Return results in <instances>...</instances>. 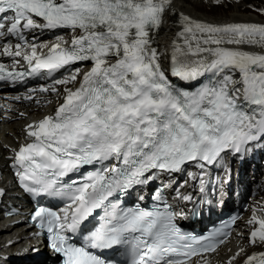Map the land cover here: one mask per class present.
<instances>
[{
	"label": "snow or ice",
	"instance_id": "snow-or-ice-1",
	"mask_svg": "<svg viewBox=\"0 0 264 264\" xmlns=\"http://www.w3.org/2000/svg\"><path fill=\"white\" fill-rule=\"evenodd\" d=\"M173 16L179 30L170 52H162L157 36ZM60 29L71 32L70 44L62 35L51 44L28 38ZM0 40V55L13 58L11 70L0 63V81L46 74L52 83L38 91L62 100L53 114L26 125L29 142L11 158L25 193L68 201L59 210L36 207L31 215L62 264H113L96 250L121 245L130 247L127 264H189L192 257L210 264L204 254L224 243L235 217L198 237L181 230L177 218L184 214L172 211L159 190L155 199L163 206L152 210L122 208L115 197L189 162L201 169L203 183L206 165L264 142V23L208 22L179 11L174 0H0ZM17 58L26 70H16ZM85 63L86 71L75 67L54 78ZM57 85L65 86L62 92ZM85 166L94 170L65 180ZM178 198L193 199L179 191ZM101 208L98 225L75 240ZM259 212L247 221L248 246L261 250L241 248L228 264L241 255L243 264H264V206Z\"/></svg>",
	"mask_w": 264,
	"mask_h": 264
},
{
	"label": "bare ground",
	"instance_id": "bare-ground-1",
	"mask_svg": "<svg viewBox=\"0 0 264 264\" xmlns=\"http://www.w3.org/2000/svg\"><path fill=\"white\" fill-rule=\"evenodd\" d=\"M199 1L200 0H174V3L179 11H183L194 18L205 20L212 23L222 24L223 22L229 23L232 21L243 22V23L251 22V21H263L257 19L255 16L249 17L246 14H238L237 8L242 7L241 5H236L235 6L236 8L233 9L232 13L229 14L227 17H208L200 14L197 11V8L201 6ZM202 1L207 2L208 0L206 1L202 0ZM224 3H227V0H224ZM175 20H176L175 16L170 17L157 36L159 50L162 52L163 51L170 52L169 45L171 44L172 39L175 36V33L179 30V26L174 23ZM60 35H62L65 40L71 38V32L62 33ZM33 36L38 37V39L36 40L38 44L39 43L51 44L54 43L53 41H55V37L57 35L50 32L39 31L38 33H34L30 35L31 38H33ZM256 49L259 48L257 47ZM40 51L42 50L38 48V52ZM17 59H19L21 62L22 58H17ZM2 61L9 65L13 64V58L8 56H4L2 58ZM167 63H168L167 60H165L164 61L165 67H167ZM68 74L69 73L65 75ZM65 75L57 79H61ZM32 82L35 83L29 86L27 84H23L21 88L18 89L0 91V117H3L5 121L0 123V139L2 140L0 142V163L5 167L6 166L9 167L12 165L13 161L11 158L14 155L13 150L14 149L18 150L20 145L24 142L23 138L26 134V125L34 121L40 120V118L45 113L54 110L57 104L60 103L61 101L60 99H58L56 93L40 92L37 89L42 85L43 86L50 85L52 81L45 82L43 81V79H40ZM68 86L73 87V85H68ZM56 87H58L62 92L65 86L57 85ZM31 89H37V91L31 92L30 91ZM27 96H31L32 98L26 99L25 97ZM17 97H19V99H17ZM7 116L9 118H6ZM217 163H219V161ZM6 172L7 171L4 170V173ZM262 176H259V178H261ZM254 183L255 182H253L252 184ZM7 185L8 184H4V186L2 187L6 191L13 190V188H11L10 186L8 187ZM260 185H263L262 182H260ZM179 193L186 194V191L179 190ZM247 201L249 202V205L247 210L244 211L245 218L236 226L235 229L236 233L234 235L233 240H231L230 243L225 247L219 248L217 253H214L213 255L209 256L210 264H228L229 259L233 255H235L241 248H246L248 253H251L252 251L261 250V249H254L248 246V235L249 232L251 231L252 226L248 225L247 221L251 218L254 210L257 211V215L261 214L259 212V208L261 206H264V192L260 190L259 193L256 194V196L250 197ZM5 221L7 220L5 219L2 220L0 218V251H2L1 248L5 246V241H6L5 236H9V238H13V236L11 235L17 231H21L22 229L21 227L22 225L19 227H11L8 226V224L3 226L5 224ZM25 232L26 231H21L19 235L24 234ZM18 244L19 242L9 247V250L12 251V254H14V256L16 257L17 256L19 257V254L17 252L21 249V247H19ZM40 252H42L43 255L47 254V252L44 249H41ZM16 257H12V259L9 258V262H7V264L17 263L16 260H18L19 258ZM244 258L245 257L243 255L237 257L236 261H234V264L243 263Z\"/></svg>",
	"mask_w": 264,
	"mask_h": 264
},
{
	"label": "rangeland",
	"instance_id": "rangeland-1",
	"mask_svg": "<svg viewBox=\"0 0 264 264\" xmlns=\"http://www.w3.org/2000/svg\"><path fill=\"white\" fill-rule=\"evenodd\" d=\"M210 1L200 0L201 6L197 8V11L208 17H227L236 8V5H241L242 7L237 8L238 14H246L249 17L255 16L257 19L264 20V14L256 11V9L264 8V0H227V3L222 6H215Z\"/></svg>",
	"mask_w": 264,
	"mask_h": 264
}]
</instances>
